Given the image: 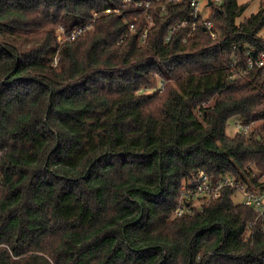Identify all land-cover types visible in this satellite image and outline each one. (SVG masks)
Returning a JSON list of instances; mask_svg holds the SVG:
<instances>
[{
  "label": "trees",
  "instance_id": "16d2710c",
  "mask_svg": "<svg viewBox=\"0 0 264 264\" xmlns=\"http://www.w3.org/2000/svg\"><path fill=\"white\" fill-rule=\"evenodd\" d=\"M124 1L0 0V264H264L233 188L172 216L199 170L264 183V0H211L215 37L189 0Z\"/></svg>",
  "mask_w": 264,
  "mask_h": 264
},
{
  "label": "built area",
  "instance_id": "2783aa9c",
  "mask_svg": "<svg viewBox=\"0 0 264 264\" xmlns=\"http://www.w3.org/2000/svg\"><path fill=\"white\" fill-rule=\"evenodd\" d=\"M130 0H125L121 6ZM170 0H148L144 2L143 0H137V3L141 6L144 5V8L148 7H159L161 12L166 11V4ZM179 1V0H177ZM211 0H208V4ZM200 0H189V5L194 19H200L204 25V30L209 33L211 37H215L219 34V31L214 27L212 19L209 17V12L203 14L199 7ZM210 5V4H209ZM119 8H106L105 12L118 11ZM211 10V6H210ZM187 22L186 19H183L177 22L173 27L169 28L168 34L165 36L167 41L170 38L172 31L175 27L184 25ZM152 23L151 16L147 21V26H150ZM92 28V22L80 24L74 26L69 31H65L64 28L60 25L56 29L57 39L59 42L64 40H73L77 36L86 33ZM130 30L134 29V24L129 25ZM146 29L143 32L142 37L145 38ZM263 55H260L257 60L252 57H248V67L252 66H263L264 65ZM255 122L244 123L237 118H233L232 125L236 131L241 133L246 132ZM261 181L264 182V175L261 178ZM224 187H230L235 190L233 197L238 198V202H241L249 207H251L256 213V218L259 219L262 227H264V183L258 186L248 185L243 183L240 180L234 179L232 176L223 175L217 179L210 177L205 171L199 170L193 174V176L184 181L181 186L180 195L177 199L176 206L172 211L173 217H181L184 215L192 214L195 211L201 210L202 205L208 199L212 197H217L221 193V190Z\"/></svg>",
  "mask_w": 264,
  "mask_h": 264
},
{
  "label": "rangeland",
  "instance_id": "374dc122",
  "mask_svg": "<svg viewBox=\"0 0 264 264\" xmlns=\"http://www.w3.org/2000/svg\"><path fill=\"white\" fill-rule=\"evenodd\" d=\"M208 0H200L199 7L203 14H207L210 11V5L207 2ZM239 3L248 2V5L245 11L237 18L238 20L243 19L245 16H248L250 13L256 12L259 8V0H238ZM260 35H264V27L259 32ZM35 40V39H33ZM32 39L29 42L33 41ZM233 119H230L226 125V133L232 135L236 132L232 125ZM234 200L237 202L239 199L234 197Z\"/></svg>",
  "mask_w": 264,
  "mask_h": 264
},
{
  "label": "water",
  "instance_id": "95a60500",
  "mask_svg": "<svg viewBox=\"0 0 264 264\" xmlns=\"http://www.w3.org/2000/svg\"><path fill=\"white\" fill-rule=\"evenodd\" d=\"M210 2V1H209ZM210 4V3H209Z\"/></svg>",
  "mask_w": 264,
  "mask_h": 264
}]
</instances>
